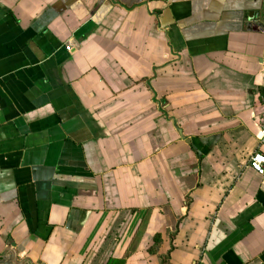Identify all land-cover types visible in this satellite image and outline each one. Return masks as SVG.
Listing matches in <instances>:
<instances>
[{"label":"crops","instance_id":"obj_1","mask_svg":"<svg viewBox=\"0 0 264 264\" xmlns=\"http://www.w3.org/2000/svg\"><path fill=\"white\" fill-rule=\"evenodd\" d=\"M263 8L0 0V264H264Z\"/></svg>","mask_w":264,"mask_h":264},{"label":"built area","instance_id":"obj_2","mask_svg":"<svg viewBox=\"0 0 264 264\" xmlns=\"http://www.w3.org/2000/svg\"><path fill=\"white\" fill-rule=\"evenodd\" d=\"M262 16L264 18V8L262 12ZM69 49V47H67ZM263 57H264V49H263ZM262 103H264V96L261 97ZM258 137L262 144H264V110L260 114V123L258 130ZM249 165L253 171L256 173L263 175L264 174V154L262 153H254L249 158Z\"/></svg>","mask_w":264,"mask_h":264}]
</instances>
